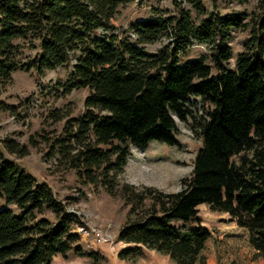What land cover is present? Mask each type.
<instances>
[{
    "label": "trees",
    "instance_id": "16d2710c",
    "mask_svg": "<svg viewBox=\"0 0 264 264\" xmlns=\"http://www.w3.org/2000/svg\"><path fill=\"white\" fill-rule=\"evenodd\" d=\"M135 1L0 0V86L17 71L41 76L74 64L70 88L89 90L85 112L67 122L51 158L57 156L84 184L131 205L117 238L129 246L121 260L130 262L143 248L174 264H209L210 256L217 264L264 260V0L235 68L229 66V41L233 30L246 27L248 13H208L204 0H173L174 13L116 30L120 9ZM164 38L169 42L155 53L142 47ZM196 45L209 53L188 58ZM27 50L35 57L27 58ZM192 98L210 109L199 126L202 148L182 190L167 194L122 184L132 147L179 144L177 119L189 117ZM3 150L29 155L15 140L0 148V200L7 206L0 209V264H52L71 252L100 264L97 254L75 247L80 237L74 228L83 224L78 216ZM202 205L228 214L236 228L216 235L199 224L188 227L200 222ZM47 211L55 221L43 216Z\"/></svg>",
    "mask_w": 264,
    "mask_h": 264
},
{
    "label": "rangeland",
    "instance_id": "374dc122",
    "mask_svg": "<svg viewBox=\"0 0 264 264\" xmlns=\"http://www.w3.org/2000/svg\"><path fill=\"white\" fill-rule=\"evenodd\" d=\"M204 3L208 13L227 15L246 12L251 16L245 21V28L233 30L229 41L233 51L229 66L235 68L237 57L245 50V45L252 36L255 20L261 13L259 0H204ZM185 8L189 9L190 6L185 4ZM165 12H175L173 0H136L120 9L114 25L116 30L125 31L133 22ZM203 18L198 17L197 20ZM168 42L169 38H164L156 44L142 47L149 53H155ZM208 53L206 46L196 45L188 58H199ZM26 56L34 58L35 52L27 50ZM73 65L67 64L56 70L45 71L41 76L35 71H17L13 74L11 83L0 86V148L3 149V142L7 139L26 146L29 155L24 158L10 155L5 150L3 152L7 159L16 162L39 183L48 184L68 212L78 216L80 223L101 231L109 240L98 245L96 251H89L85 248L84 240L77 234V226L74 228V233L80 237L75 247H80L86 254H97L100 264H174L169 257L145 248L137 256H131L130 262L121 260L120 252L129 246L119 242L117 238L130 214L131 205L120 196L108 194L101 187L84 184L74 170L58 164L57 156L51 158L53 145L64 139L67 122L79 119L85 112L89 90L70 88ZM190 109L191 114L186 120L177 119V146L152 142L145 148H131L128 164L120 177L122 184L154 188L167 194L182 190V181L191 176L195 157L202 148L203 142L198 131L210 107L201 98H192ZM55 113L64 119L58 121L52 118ZM150 204V201L147 202V206ZM5 207L6 204L0 200V209ZM9 208L18 211L16 206ZM198 209L200 222L189 224L188 227L199 224L216 235L236 228V223L228 214L213 213L207 205ZM43 216L55 221L52 212L47 211ZM176 224L184 225L180 222ZM59 257L63 264H93L90 258L78 256L74 252L67 259ZM209 264H217L214 256L209 257ZM252 264H264V260L260 259Z\"/></svg>",
    "mask_w": 264,
    "mask_h": 264
},
{
    "label": "built area",
    "instance_id": "2783aa9c",
    "mask_svg": "<svg viewBox=\"0 0 264 264\" xmlns=\"http://www.w3.org/2000/svg\"><path fill=\"white\" fill-rule=\"evenodd\" d=\"M77 234L84 240L85 248L89 251H91L96 245H102L109 241L103 236L101 231L89 228L84 224L77 225Z\"/></svg>",
    "mask_w": 264,
    "mask_h": 264
},
{
    "label": "crops",
    "instance_id": "0c3cea01",
    "mask_svg": "<svg viewBox=\"0 0 264 264\" xmlns=\"http://www.w3.org/2000/svg\"><path fill=\"white\" fill-rule=\"evenodd\" d=\"M99 246L98 245H96L94 248H93V250L92 251H96V249L98 248ZM101 247V246H100ZM58 258H60L59 256H57V257H55L54 258V261H53V263L52 264H63V263H61L60 261H59V259ZM63 258V257H62ZM88 258V257H87Z\"/></svg>",
    "mask_w": 264,
    "mask_h": 264
}]
</instances>
